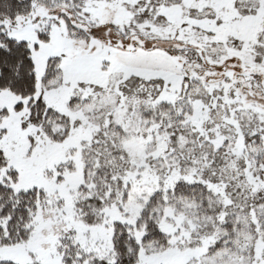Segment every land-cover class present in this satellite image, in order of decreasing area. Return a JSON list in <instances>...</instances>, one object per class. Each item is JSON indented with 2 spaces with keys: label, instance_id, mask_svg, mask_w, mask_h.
<instances>
[{
  "label": "snow or ice",
  "instance_id": "snow-or-ice-1",
  "mask_svg": "<svg viewBox=\"0 0 264 264\" xmlns=\"http://www.w3.org/2000/svg\"><path fill=\"white\" fill-rule=\"evenodd\" d=\"M0 264H264V0H0Z\"/></svg>",
  "mask_w": 264,
  "mask_h": 264
}]
</instances>
